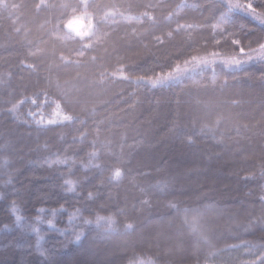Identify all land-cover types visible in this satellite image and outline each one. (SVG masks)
Returning <instances> with one entry per match:
<instances>
[{
    "label": "trees",
    "instance_id": "1",
    "mask_svg": "<svg viewBox=\"0 0 264 264\" xmlns=\"http://www.w3.org/2000/svg\"><path fill=\"white\" fill-rule=\"evenodd\" d=\"M193 2L89 0L93 6L74 28L88 30L87 26L91 24L90 32H95L102 40L97 43L94 36L92 50L84 57H78L73 51L79 47L75 40L60 38L65 33L75 36V32L67 27L74 13L61 5L75 4L76 0H43V4L41 0H0V107H10L7 101L22 98V95L32 96L34 92L46 91L48 95V101L42 108L25 103L18 113L21 119L16 123L0 112V144L9 138L12 142L7 149L12 165L0 166V193L7 194L13 190L5 184L7 173L14 174L15 189L23 193L20 204L22 227H16L14 218L7 213L8 203L17 197L0 200V229L5 224L12 229L11 232L0 231V264H39L41 258L35 251L37 235L28 227L29 224L40 230L43 237L40 243L45 249L64 240L63 236L50 231L46 222L35 223L39 208L52 210L59 209L61 205L66 211L56 216L57 228H65L68 213L78 207L84 209V216L96 213L115 216L119 228L101 235L96 240L94 251H89L86 244L83 248L72 246L70 252L65 250L58 255L57 261L71 255L79 264H127L130 259L148 257L156 264H196V258L200 256V264H203L206 248L201 244L198 251L195 237L190 232L182 237L179 251L172 254L164 251L166 245L174 244L169 237L180 224V221H175L169 226L168 221L175 216V209H169L167 201L175 199L183 208L201 210L209 203H216L217 210L208 211L206 219L219 235L227 219L223 213L238 207L239 201L246 199L244 193L251 189L254 195L248 199L258 200L259 189L264 186V177L260 175L261 166H264V82L260 80L264 65L253 61L246 66V71L235 74L215 67V84L212 83L211 66L206 71L198 68L190 79L171 88L138 86L121 80L119 75L104 84L99 83L101 72L119 74L123 70L125 75L133 78L145 73L151 76V69L159 74L161 65L177 60L183 63L192 55L206 56L212 51L232 55L230 45L215 47L208 28L173 31L171 42L163 46L155 44L153 36L175 30L177 20L181 24H194L212 15L219 16L221 0H216L215 9L208 6L213 0H199L205 9L203 15L183 7ZM145 12L154 19L144 16ZM82 13L81 8L75 15ZM239 19L249 28L258 27L255 21L242 13ZM258 35V32H247L246 39ZM61 56L72 61L79 59L81 63H67L61 60ZM90 57H96L94 63ZM29 64L35 66V71L27 67ZM225 81L228 86L222 87ZM233 99L241 102L233 105ZM52 101H59L65 114L78 116L86 123L82 126L79 121L75 124L58 122V125L49 126L47 131L38 132L37 125L27 113L29 110L35 112L37 120L42 114L47 121L55 108ZM38 102L43 103L44 97L41 96ZM93 107L95 116L91 115ZM177 110L181 125H187L189 129L194 119L210 123L218 115H223L215 130L217 140L222 137L223 142L213 140L211 134L200 136L197 124L196 145L188 147L182 144L179 138L168 133L169 121ZM98 121H103L99 125L100 141L110 144L111 153H106L96 163L108 168L120 166L125 178L118 185L107 182V171L102 176L96 169L85 172L80 167L81 162H87V153L92 150L90 143L95 138L94 129ZM78 129L88 132L87 141L73 142V137L79 136ZM123 135H126L128 145L135 143L133 137H146L148 143L142 148H134L130 155L124 157L125 163L120 165L118 145ZM45 142L52 153L59 151L63 155L66 150L67 155L76 160L71 174L65 165L58 166L57 171L66 178L80 181L79 195L66 196L58 186L62 181L49 179L54 175L52 172L30 166V162L48 155L42 147L38 150V145L43 146ZM167 147H172L168 155L164 154ZM7 154L0 150V165L9 159ZM184 156L189 157L188 161H176ZM137 163L145 165L148 168L145 171L151 172L147 180L135 171ZM157 168L162 172L157 173ZM248 172L255 174L254 181L243 180ZM213 175L220 178L218 184L202 183L201 179L204 181ZM130 177H136L145 186L169 178L173 185L167 194H153L151 207L142 208L141 193ZM196 180L200 183L199 189L186 187V182ZM90 190L98 193L94 202L85 199ZM49 218L42 217L45 220ZM125 222L133 223L135 231L125 232L122 228ZM243 239L264 243L251 235ZM228 243L238 241L228 240ZM105 254L109 257L103 258ZM231 258L255 259L253 255L241 252H231L224 257Z\"/></svg>",
    "mask_w": 264,
    "mask_h": 264
},
{
    "label": "snow or ice",
    "instance_id": "2",
    "mask_svg": "<svg viewBox=\"0 0 264 264\" xmlns=\"http://www.w3.org/2000/svg\"><path fill=\"white\" fill-rule=\"evenodd\" d=\"M41 4H43V0H41ZM92 6L93 5L89 3V0H76L75 4L61 5V7L70 8L74 13L73 18L68 21L67 27L75 32V36L70 33H65L60 38L75 40L79 47L73 49V51L76 52L78 57H84L88 51L92 50L93 44L91 41L94 36L97 43L102 40L101 36H97L95 32H90L92 28L91 24L87 26L88 30H80L78 27L74 28V25L78 24L84 15H88L87 10ZM208 6L213 9L217 8L216 0H213ZM37 7H39V5ZM183 7L197 12L200 15H203L205 10L199 0H194L192 4H184ZM81 8L83 9V13L80 16L75 15L77 10ZM218 11V17L217 15H212L209 19L194 24H181L179 20H177L175 30H170L164 35H155L153 36V40L156 45L163 46L166 42H171L173 31L179 33L186 28H208L211 30L212 40L215 47L221 48L225 44L230 45L232 48V55L225 56L218 51H212L206 56L192 55L189 58L184 59L183 63L177 60L174 63L161 65L159 74H156L155 69H151V76H148L147 73H145L143 76L136 75L133 78L132 76L125 75L123 70H120L119 74L116 72L111 74L101 72L99 83L104 84L106 81L115 79L117 75H119L121 80L135 83L138 86L144 85L151 88H171L179 86L185 79H190L198 68H200L201 71H206L211 66L212 83L215 84V67H220L222 70H226L228 74H235L246 71V66L253 61L264 65V0H227L226 3L221 0ZM240 13L250 17L256 22L258 27L249 28L248 25L241 22L239 19ZM143 15L148 16L150 20L154 19L149 16L147 12ZM247 32H258L259 35L252 39H246ZM104 35H107V33ZM76 37H79V40H76ZM217 37H219V39ZM85 41L88 42L86 43ZM245 41H247L246 44ZM253 45H255V47ZM90 59L94 63L96 57H90ZM61 60L76 65L81 63V60L79 59L72 61L64 56H61ZM27 67L35 71L34 65L29 64ZM166 68L167 71L165 70ZM260 80L264 82V71H262ZM227 86V81H225L222 87ZM57 87H59V85H57ZM41 96L44 97L43 103L38 102L40 101ZM47 101L48 95L46 91L34 92L32 96L22 95V98L7 101L6 104L10 105V107H0V112L10 116L13 123H16L21 119L18 113L25 103H30L36 108H42ZM240 102L239 99H233L231 101L233 105H237ZM52 103L55 104V108L51 113V118L47 119V121H45L42 114L41 118L37 120V114L35 112L29 110L27 113L37 125L38 132L41 130L47 131L49 126L58 125V122L75 124L79 121L82 126L86 123L85 121L80 120L78 116L65 114L59 101H52ZM179 103L180 101L177 99V104ZM91 115H96L94 107L91 110ZM223 118V115H218L216 119L210 123L203 121L198 122L194 119L191 122V129H189L187 125H181L180 112L177 110L173 119L169 121L170 127L168 133L179 138L182 144L188 147H193L197 143V124H199L198 134L200 136L211 134L212 139L217 140L215 130L219 127ZM102 123L103 121L96 122V128L94 129L95 138L90 143L92 150L87 153V162H81L80 167L83 168L85 172L89 169H96L102 176L105 171H107V182L118 185L125 178V173L122 168L120 166L108 168L106 165L96 163V161L100 160L106 153H111L110 144L100 141L99 125ZM41 126L44 127L41 128ZM77 131L79 132V136L73 137V142L75 143L79 141L83 143L87 141L88 132L82 129H78ZM237 133H239V128H237ZM133 140L135 143L133 145H128L126 135L121 137V143L118 145L120 150V165L125 163L124 157L130 155L134 148H142L148 143L146 137L143 139L133 137ZM217 142L222 143V137L217 140ZM11 143L10 138L6 139L3 144H0V150L7 154V149H9ZM41 147L44 151L48 152V155L40 158L38 161L30 162V166L33 169L43 168L52 172L54 175L50 176L49 179H52L53 181L56 179L61 180L62 183L58 186L66 196L69 194L73 196L79 195L77 189L80 187V181L66 178L63 173H58L57 171L58 166L65 165L69 168V174H71V169L76 165V160L70 158L67 155L66 150L63 155H61L59 151L52 153L48 149L47 142H45L43 146L38 145V150L41 149ZM8 157L9 159L3 160L2 165L0 166L11 167V156L8 155ZM145 169H148L145 165L137 163L135 171L147 180L151 176V172L145 171ZM128 171L129 173L131 172V170ZM155 171L157 173L162 172L160 168L155 169ZM260 175L261 177H264V166H261ZM7 176L8 178L5 181V184L11 186L13 190L7 194L4 192L0 193V200L8 201L9 196L17 197L8 203L7 213L10 217L14 218V224L16 227H22L20 204L23 199V193L22 190L15 189L13 183L15 179L14 174L7 173ZM237 176H239V173H237ZM130 179L139 188L142 197L140 200L142 208L151 207V197L153 194H167L173 185V180L169 178L157 180L155 183H148L146 186L140 184L136 180V177H130ZM255 179L256 176L253 172H248L247 175L243 176L244 181L251 182ZM103 183L104 181L102 180L101 184ZM97 195V192L90 190L87 192L85 199L88 202H94ZM243 195L246 199H241L238 207L227 209L223 213L227 219L226 223L221 226L223 231L220 232L219 235H217V231L212 229L206 219V213L208 211L217 210L216 203H209L204 206L203 210H201L183 208L177 200H168L166 206L169 209H175V216L172 220L168 221V224L171 226L175 221H180V224L176 227L175 233L169 237L174 240V244L166 245L164 251L167 254L179 251L182 245V237L186 232H190L192 236L195 237L197 250L199 251L201 244L206 248V251L203 254V264H264V243L256 244L254 241L243 239L244 236L251 235L257 240L264 241V186L259 189L257 201L248 199L254 195L253 190L251 189ZM65 211L66 209L63 205H61L59 209L46 210L44 208H39L37 210L35 223L43 224L46 222L50 231L58 233L60 236L64 237V240L57 241L52 248H43L40 243V241L43 240V237L40 235V230L33 227L31 224L28 225V227H30L37 235L35 251L41 258L39 264H79V261L71 255L63 261H57L56 257L63 252H70L72 246H80L83 248L86 244L89 251H94L96 248V240L101 235L110 234L117 231L119 228L115 216H102L99 213H96L94 216H84V209L79 207L75 208L73 212L68 213V223L65 228H57L55 225V218L57 215L63 214ZM48 216L51 218L46 220L42 219V217ZM122 228L127 233L135 231L134 225L131 222H125L122 225ZM0 231L11 232L12 229L8 224H5ZM92 233H95V235H90ZM228 240L238 241V243H228ZM213 241H215V243ZM57 249H59V251ZM231 252H241L242 254L253 255L255 259H224L226 254ZM128 264H156V261L151 257H148L147 259L137 258L130 259ZM196 264H200V256H197Z\"/></svg>",
    "mask_w": 264,
    "mask_h": 264
},
{
    "label": "rangeland",
    "instance_id": "3",
    "mask_svg": "<svg viewBox=\"0 0 264 264\" xmlns=\"http://www.w3.org/2000/svg\"><path fill=\"white\" fill-rule=\"evenodd\" d=\"M171 151H172V147H167L165 150H164V154H166V155H168V154H170L171 153ZM155 157H157L156 155H155ZM187 159H189V157L188 156H184V157H181V158H177V160L176 161H178V162H180V163H184L185 161H188ZM219 179L220 178H218V176H215V175H213L210 179L209 178H207V180L205 179L204 181H203V179H201L202 180V183L204 182V184H209V183H211L212 185H216V184H218L220 181H219ZM200 183L196 180V181H194V182H186V187L187 188H193V189H199L198 187H200V185H199ZM210 185V184H209ZM106 257H109V255H107V254H105V257H103V258H106ZM102 258V259H103ZM101 259V260H102ZM98 260V259H97ZM100 262H102V261H100ZM95 263H98V262H95ZM102 264V263H101Z\"/></svg>",
    "mask_w": 264,
    "mask_h": 264
},
{
    "label": "clouds",
    "instance_id": "4",
    "mask_svg": "<svg viewBox=\"0 0 264 264\" xmlns=\"http://www.w3.org/2000/svg\"><path fill=\"white\" fill-rule=\"evenodd\" d=\"M129 260L127 261V264H128Z\"/></svg>",
    "mask_w": 264,
    "mask_h": 264
}]
</instances>
